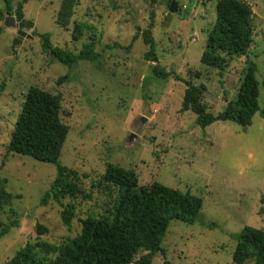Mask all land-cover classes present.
<instances>
[{"label": "rangeland", "instance_id": "obj_1", "mask_svg": "<svg viewBox=\"0 0 264 264\" xmlns=\"http://www.w3.org/2000/svg\"><path fill=\"white\" fill-rule=\"evenodd\" d=\"M8 1L14 7L19 0ZM170 1L74 0L69 23L61 26L55 21L61 0H27L22 12L32 26L18 28L30 37L19 43H13L16 27L0 19V177L10 194L0 207V229L11 219L18 222L0 236V264L27 241L59 243L74 236L87 215L111 216L118 189L101 182L107 161L134 169L139 184L156 180L202 199L194 222L169 221L161 238L164 255L156 252L150 264H235L231 252L243 225L263 226L264 0H243L253 12L252 42L245 55L227 58L222 71L199 61L217 0H175L178 13L168 11ZM5 7L0 0V10ZM150 19L158 63L170 73L164 78L153 74V62L144 57L148 45L141 30ZM75 23L92 28L74 40ZM34 32L48 33L53 45L73 52L92 36L99 56L64 64L41 49ZM247 59L255 61L259 83L258 109L250 123L197 124L195 113L182 106L184 80L204 86L201 103L215 114L235 97ZM31 85L61 97L60 118L68 132L58 159L81 175L80 194L63 199L75 205L69 227L62 224L57 203L39 204L55 165L6 151ZM36 223L48 232L37 234Z\"/></svg>", "mask_w": 264, "mask_h": 264}, {"label": "trees", "instance_id": "obj_2", "mask_svg": "<svg viewBox=\"0 0 264 264\" xmlns=\"http://www.w3.org/2000/svg\"><path fill=\"white\" fill-rule=\"evenodd\" d=\"M26 1L19 0L13 7L5 0L6 7L4 11L0 10V19L4 18V13L14 14L18 26L31 27L32 22L24 19L22 12V5ZM73 5L74 0H61L56 23L68 25ZM252 16L251 6L243 0H217L215 19L207 32L205 48L199 61L222 71L227 58L245 55L253 37ZM152 26L153 20L150 19L147 27L141 30L143 42L148 45L144 57L153 62V74L164 78L170 73L164 71L158 63L151 36ZM84 28L90 31L92 26L75 23L72 39L77 40ZM34 34L40 38L41 49L64 64L71 65L79 59L93 61L99 56L92 36L82 43L78 51L73 52L53 45L48 33ZM256 69L255 61L247 59L235 97L227 100L222 110L215 114L206 112L201 103L204 86L184 80L186 87L182 97L183 108L194 112L196 123L202 127L217 119L231 120L241 126L248 125L258 109L259 83L255 76ZM63 78L64 76L59 77L58 82ZM60 113L59 94L38 86H29L6 144V151L26 154L55 165L54 178L42 194L39 204L46 205L49 200L57 203L60 206V220L69 227L75 214V205L72 201L64 202L63 199H73L80 194L81 175L58 159L68 132ZM5 182V178L0 177V207L10 199V194L5 190ZM101 182L104 187L115 186L118 189L111 216L87 215L80 219V230L59 243L39 238L33 242L27 241L5 264H150L156 252L164 255L161 238L169 221L176 219L192 223L198 217L202 205L201 197L187 190L182 191L156 180L139 184L134 169L108 161L105 163ZM261 202H264V198H261ZM17 223L14 218L3 225L0 236ZM35 231L40 235L47 233L48 228L36 223ZM137 254L138 258L135 259ZM231 258L235 264H242L246 259H251V264H264V223L260 228L243 225L236 235ZM165 263L169 264L166 260Z\"/></svg>", "mask_w": 264, "mask_h": 264}, {"label": "water", "instance_id": "obj_3", "mask_svg": "<svg viewBox=\"0 0 264 264\" xmlns=\"http://www.w3.org/2000/svg\"><path fill=\"white\" fill-rule=\"evenodd\" d=\"M168 11L171 13H178V7H177V1L171 0L168 6ZM3 23L6 26H13L16 27V37L13 39V43H19L21 42V39L26 36L30 37L29 34H27L23 29L18 28V23L15 19L14 15L6 14L3 18ZM140 121L143 122V117H140ZM133 138V133H130L128 136V141H130Z\"/></svg>", "mask_w": 264, "mask_h": 264}]
</instances>
